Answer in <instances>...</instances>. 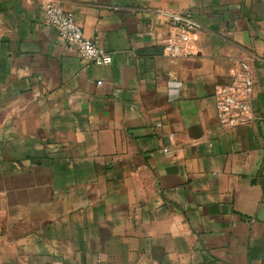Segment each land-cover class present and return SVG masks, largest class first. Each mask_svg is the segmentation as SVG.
<instances>
[{
    "label": "crops",
    "instance_id": "crops-1",
    "mask_svg": "<svg viewBox=\"0 0 264 264\" xmlns=\"http://www.w3.org/2000/svg\"><path fill=\"white\" fill-rule=\"evenodd\" d=\"M169 12L199 24L179 57ZM240 61L253 118L227 127ZM0 264H264V0H0Z\"/></svg>",
    "mask_w": 264,
    "mask_h": 264
},
{
    "label": "built area",
    "instance_id": "built-area-1",
    "mask_svg": "<svg viewBox=\"0 0 264 264\" xmlns=\"http://www.w3.org/2000/svg\"><path fill=\"white\" fill-rule=\"evenodd\" d=\"M41 11L45 23L56 31L66 48L76 49L82 59L96 65L111 63V54L83 34L72 13L52 1L44 3ZM166 16L169 20L170 33L161 42L163 52L167 56L179 57L186 53L190 36L198 29L199 24L186 12H169ZM253 91L251 68L246 62L240 61L235 65L230 80L218 84L215 88L217 116L223 126L243 125L252 120Z\"/></svg>",
    "mask_w": 264,
    "mask_h": 264
}]
</instances>
